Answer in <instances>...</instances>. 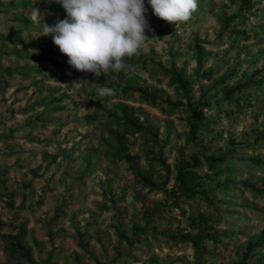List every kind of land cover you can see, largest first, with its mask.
Returning <instances> with one entry per match:
<instances>
[{
	"label": "rangeland",
	"instance_id": "1",
	"mask_svg": "<svg viewBox=\"0 0 264 264\" xmlns=\"http://www.w3.org/2000/svg\"><path fill=\"white\" fill-rule=\"evenodd\" d=\"M145 4L144 49L97 78L31 23L57 0H0V264H264V0L176 24Z\"/></svg>",
	"mask_w": 264,
	"mask_h": 264
},
{
	"label": "clouds",
	"instance_id": "2",
	"mask_svg": "<svg viewBox=\"0 0 264 264\" xmlns=\"http://www.w3.org/2000/svg\"><path fill=\"white\" fill-rule=\"evenodd\" d=\"M67 16L56 23L44 22V14L34 7L29 19L41 27L40 35L51 36L67 63L78 71L99 78L110 72L127 73L126 58L139 55L150 30L145 0H57ZM153 14L169 23L188 21L197 10L198 0H147ZM88 80L75 82L86 86ZM110 82V81H107ZM118 89L104 84L97 88L101 103L117 95ZM107 106L112 107L111 99Z\"/></svg>",
	"mask_w": 264,
	"mask_h": 264
},
{
	"label": "trees",
	"instance_id": "3",
	"mask_svg": "<svg viewBox=\"0 0 264 264\" xmlns=\"http://www.w3.org/2000/svg\"><path fill=\"white\" fill-rule=\"evenodd\" d=\"M248 1V0H245ZM143 95L148 96L151 98V95L148 94L147 92H142ZM230 93L225 94L224 97H230ZM220 103L218 100L214 102H210L208 106H212L213 104H218ZM207 106H205L206 108ZM230 156V154L223 156L222 158H210L208 156L204 157V161L209 165L210 167L214 168L218 164L221 163L222 160L227 159ZM201 163V160L197 154H192L191 160L188 161H183L180 163L178 167V173H177V180H178V185L179 189L178 192L183 194L184 196L187 197H192L196 191L197 188L200 186L204 185V181L202 180L203 178L200 176L198 170L196 169L197 165ZM202 220V223L206 221L204 217H201L199 219V223Z\"/></svg>",
	"mask_w": 264,
	"mask_h": 264
}]
</instances>
